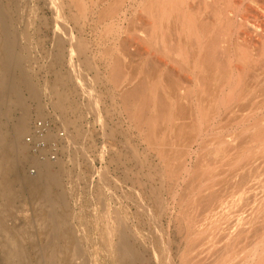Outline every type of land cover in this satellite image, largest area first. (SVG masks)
<instances>
[{"label":"rangeland","instance_id":"374dc122","mask_svg":"<svg viewBox=\"0 0 264 264\" xmlns=\"http://www.w3.org/2000/svg\"><path fill=\"white\" fill-rule=\"evenodd\" d=\"M20 1L22 10L25 11L21 12L25 16L23 21L18 22V53L27 64H24L27 74L33 76L28 74L31 81L37 85L38 91L41 89V102L31 100L28 91L23 90L22 97L31 111V119L28 130L14 136L20 146L26 147L19 156H12V161L24 159V165L20 166L18 172L22 178L36 175L42 168L38 167L42 160L32 154L26 142L33 122L41 118L53 122L50 134L53 140L58 138L57 127L63 125L66 129L70 143L61 148L56 159L50 161L55 163L54 169H59V165L64 164L60 165L61 176L63 175L62 190L64 194L67 193L69 204L61 212L67 216L66 219L74 232L77 231L76 238L79 240L81 251L83 250L80 260H86L89 264H121V258L108 246L111 237L109 230L115 224L116 215L121 214L126 220L129 242L134 246L138 257L136 264H264V76L257 74L256 70V63L259 64L260 59L264 57V34L259 29L255 31L252 26L246 29L247 32L243 29L234 31L237 28H232V39L238 41L231 40V43H239L238 46L230 43L229 47L222 41L227 39L225 33H228V30L219 24L223 10L229 4V8L233 10L241 0L186 1L185 7L189 15L187 20L189 22L192 19L190 22L198 25L197 34L202 37L204 43L206 42L204 49L207 50L201 51L205 57L197 50L196 41L192 40V30L190 33L187 29L177 40L176 32L171 35L172 32L167 29L166 35L162 32L166 29L160 30L164 23L160 25L159 19H156L159 28L157 26L154 31L150 29L154 18L152 19L144 8L149 4V0ZM243 3L237 8L239 13L251 10L248 18L251 22L264 20L260 10L248 7L247 2L245 5ZM28 14L33 15L32 18H28ZM215 14L219 16L216 18ZM21 23H24V26ZM229 23L235 24L231 21ZM146 29L151 30L149 33L152 36H159L155 37L159 40L157 43H154V37L153 42L148 41V33H143L147 32ZM136 30H139L138 33ZM133 31L145 40L141 42L140 38V43L132 45L131 48L129 46ZM203 35L207 36L204 38ZM208 37L210 42L207 41ZM173 38L177 43H174ZM216 38L217 40H214ZM235 46L238 47L237 50ZM222 47H228L235 60L238 58L235 57L236 51L243 52L237 54L241 55V60L238 58L236 61L240 60L237 63H240L239 72L242 74L238 72L241 80L237 78L234 82H239L235 86L239 89L232 91L234 95L230 96L229 109H224L222 104L216 105L214 93H211L221 75L216 65L228 64ZM177 48L180 52L176 51ZM175 51L181 54V57L177 56ZM191 53L194 56L196 54V58H193ZM198 61L212 65L203 67L210 70L209 73L206 70L200 72V67H197L199 70H193ZM77 66L86 76L85 80L91 84L88 87L91 92L86 93L76 81L74 71ZM196 73L198 78L205 81L204 85H207L202 87L208 88L209 91L195 90ZM236 73L235 71V76ZM217 75L218 78L215 77ZM136 84L142 87L143 91L140 93L144 98L135 100L136 107H130L122 96L124 97L128 88H133ZM190 86L195 90L192 93L194 96H190H200L196 97L201 99V111L190 108L187 101L189 97L184 98ZM244 87L248 88L249 94L246 89V94L240 91H244ZM50 89L54 91L52 95ZM56 92L62 93L68 105L63 112L54 106L57 101ZM39 102L44 105L41 118L38 116ZM139 105L142 107L141 112ZM15 107L10 115L2 119L8 130L17 122V114H21V106L16 110ZM191 120L196 121L193 123ZM66 121L68 124L64 125ZM252 136H256V139H252ZM224 142H233L235 147L233 144L232 146L236 150L245 145L242 146L245 150L241 148V152L239 151L241 154L235 151L239 157L243 155L240 161L235 163L236 157H233L232 150L223 151L227 147ZM220 150L222 155H219ZM217 152L220 157L215 156ZM224 152L227 155H224ZM228 152H231L232 160L229 158L231 156L226 159ZM26 156L30 158L25 159ZM217 158L218 161H221V158L225 161L218 162ZM246 158L251 160L249 166L246 164ZM242 178L244 184L240 182ZM19 186L16 185L15 189L18 196L6 211L8 217L3 221L7 228L12 230L13 241L15 238L14 242L21 248L25 249L27 245L29 247L30 242L31 246L37 244V247L34 245V248H29L28 260L35 264L40 257L38 248L45 245V239L37 232L36 226L34 229L28 228L29 224L33 226L37 222V202L34 200L32 203V197L27 192L20 191ZM209 193H215L220 201L218 203L221 207L217 203L213 211H219L218 218H212L207 211L209 205L199 201L202 196L209 197ZM0 202L1 209L4 204L1 197ZM27 228L36 234V242H33V239L31 241V238L27 239L24 231L28 230ZM115 230L114 227L113 233L117 235ZM240 230L242 233L238 236L236 232ZM6 242V236L0 228V264H26L25 258H21V261L18 256H15L12 262L5 259ZM80 260L78 259V262Z\"/></svg>","mask_w":264,"mask_h":264},{"label":"bare ground","instance_id":"6f19581e","mask_svg":"<svg viewBox=\"0 0 264 264\" xmlns=\"http://www.w3.org/2000/svg\"><path fill=\"white\" fill-rule=\"evenodd\" d=\"M187 0H153L152 2L149 0V4L147 5V7L144 6L145 10L147 11L148 15L153 19L154 18V22H152L153 24H151V30L154 31V29L158 26L157 24L160 22V25L161 23L164 25H161L160 27V30L163 28V29H166V30H162V32H164L165 34L167 32V29L170 30V33L171 35H174V32L177 33V40L180 39V36L181 34H185V31L187 29L190 30V33H191V30H192V33H193V38L192 40L196 41V48L197 50H199L200 54H201V51L204 49V46H206V42L204 43V41L201 39L202 37H199V35L197 34V28H198V25H195L194 23L190 22L192 21V19L188 22L187 20V17L189 18V15H188V11H187V8L185 7L187 2ZM231 1V0H230ZM229 1V2H230ZM244 1H246L248 4L247 6L250 7V8H256L257 11H261L263 13L262 16H264V0H241L239 2L236 3V8H234L233 10L230 9L229 5L228 7H226L225 10H223L222 12V15L223 17L221 18V22H220V17H219V24H221V27H223L225 30H228L227 32L228 33H225V35H227L228 37H226L227 39L225 40H222L223 42H226L227 43V46H229L228 44L231 43V40H237V39H232V36L231 34H233L230 29L232 28H237L236 30L234 31H237V30H245L252 26L255 28V31L257 29H259V31L261 30L264 34V20L262 19L261 21H254V22H251L250 19H248L250 17L249 15V11H246L244 12V10L242 11L243 13H239V11H237L238 9L237 8H240L241 5ZM21 1L20 0H0V70L2 71V73H0V194H1V199L4 200V204L2 206V208L0 209V217H1V221H0V228H1V232L6 236V239H7V242L6 244L4 245V250H5V259L9 262H12L14 259H15V256H18L17 258L21 259V258H25L24 260L27 261L24 263L26 264H32L30 263V261L28 260L30 258V247H33L34 245H36L37 247V244H32L31 246V242H30V245L29 247H25V249L21 248L18 244H16L14 241H15V238H14V241H13V237L11 238L12 236V230L8 229L5 222L3 221L5 218H7V213L6 211H8V208L11 207V205H13L14 203V199L15 197H17V191L15 190L16 189V185L18 187V184L20 185L19 188L21 189L20 191H25L27 192L30 197H32L33 201L32 203L34 202V200L37 202L36 206L38 207V218H37V222H35V224L32 226L31 224H29L28 228L32 227V229H34L33 227L36 226L37 228V232L44 237L45 239V245H41V247H39L38 245V251H39V254H40V257L39 259L37 260V262L35 264H89L88 261L86 260H80V258L82 257V251H81V248L78 244V241H77V238H76V232H74V230L72 229L68 219H66L67 216H64L61 212V210L63 208H65L69 203L67 200V196L66 194H64V191L62 189V172L60 170V168L62 166V164L59 165V169H54V162L52 161H49V160H44V161H41L39 162L38 164V167L42 166V168H40V171L30 177V178H27V176L24 178L21 177L20 174H18L19 172V168L20 166H22V164L24 165V159H14L12 161V156H19L20 153L25 149V147L22 145L20 146L14 136L19 133V132H23V131H26L28 130L29 128V121L31 119V111L29 110V108L26 107V104H25V101L24 98L22 97V92L23 90L25 89L26 91H28V94L29 96L31 97V100H35V101H40L41 99V96L39 95V91L41 90H37L36 88V84H34L32 81H31V76L29 73V75L31 76H28L27 74V68H25V64L26 62L23 60L22 58V55L18 53V50L20 49V41H19V35H20V31L18 30V22H21L23 21V14L22 12L24 13L25 11L22 10V5L20 3ZM246 2H244L246 4ZM148 3V2H147ZM214 3V2H212ZM234 5H235V2H233ZM243 3V4H244ZM215 4V3H214ZM214 4H210V5H214ZM226 4V3H225ZM244 4V5H245ZM224 5V4H223ZM227 5V4H226ZM225 5V6H226ZM238 5V7H237ZM207 6V5H206ZM215 6V5H214ZM243 6V5H242ZM232 7V5H231ZM213 8V7H212ZM221 8V7H219ZM245 8V7H244ZM247 8V7H246ZM24 9V8H23ZM32 9V8H31ZM249 9V8H248ZM22 10V12H21ZM32 11V10H31ZM34 11V9H33ZM217 12V11H216ZM33 13V12H31ZM215 13V12H214ZM221 13V11H220ZM252 13V12H251ZM26 14V13H25ZM30 14V13H29ZM28 14V15H29ZM33 15H29L28 18ZM214 16H219L218 14H215ZM252 17V16H251ZM26 18V17H25ZM137 19V18H135ZM159 19L160 21L157 23V20ZM257 19V18H256ZM20 20V21H19ZM29 20V19H28ZM198 20V19H197ZM252 20V19H251ZM255 20V18L253 19ZM135 21V20H134ZM209 21V20H208ZM229 21H231L232 23H235V24H231L229 23ZM26 22V20H25ZM31 22V21H30ZM29 22V23H30ZM138 22V21H137ZM167 24H166V23ZM27 23V22H26ZM196 23V22H195ZM206 23V22H205ZM209 23V22H208ZM230 25H229V24ZM23 24L24 26V23H21ZM135 24V22H134ZM166 24V25H165ZM217 24V23H216ZM133 25V24H132ZM135 25H137L138 27V24L136 23ZM202 25V24H201ZM209 25V24H208ZM218 25V24H217ZM28 26V25H26ZM25 26V27H26ZM164 26V27H162ZM204 26H207L204 24ZM219 26V25H218ZM21 27V26H20ZM24 27V28H25ZM201 27V26H200ZM214 27V25H213ZM216 27V26H215ZM27 28V27H26ZM25 28V29H26ZM136 28V27H135ZM145 28V27H143ZM159 28V26H158ZM157 28V29H158ZM203 28V27H202ZM208 28H210L208 26ZM22 29V28H21ZM142 29V28H141ZM148 29V28H147ZM146 29V31H147ZM149 29V31L147 32H143L144 30H141L143 33H148V41H151L153 42L152 39H154L156 36H152L149 32H151V30ZM156 29V30H157ZM253 29V28H252ZM131 30V29H130ZM155 30V32H156ZM159 30V32L161 33V31ZM210 30V29H209ZM212 30V29H211ZM220 30V28H219ZM222 30V29H221ZM137 31V30H136ZM136 31H133V34L131 35V44L129 47L132 48V45L135 46V44H138V42L142 39L139 38V34H136L135 32ZM139 31V30H138ZM137 31V33H138ZM152 31V34H154ZM242 31V30H241ZM239 31V32H241ZM254 31V32H255ZM258 31V30H257ZM158 32V31H157ZM203 32V30H202ZM244 32V31H243ZM250 32V31H249ZM261 32V33H262ZM141 33V32H139ZM164 33H162V35H164ZM208 33V32H207ZM211 33V31L209 32ZM213 33V31H212ZM216 33V32H215ZM259 33V32H258ZM257 33V34H258ZM259 33V34H261ZM169 34V35H170ZM188 34V33H187ZM201 34V33H200ZM203 34V33H202ZM219 34V33H218ZM235 34V33H234ZM237 34V32H236ZM242 34V33H241ZM259 34H258V37H259ZM160 37H161V34H159ZM167 35V34H166ZM189 35V34H188ZM224 35V36H225ZM192 36V35H191ZM207 36V35H206ZM205 36V37H206ZM213 36V35H212ZM210 36V37H212ZM216 36V35H215ZM257 36V35H256ZM263 38H264V35H262ZM261 36V37H262ZM154 37V38H153ZM159 37V36H157ZM156 37V38H157ZM165 37V36H164ZM167 37V36H166ZM189 37V36H188ZM204 37V35H203ZM204 37V38H205ZM208 37V42L209 41V38ZM239 37V36H238ZM260 39H263L261 38ZM146 38V37H144ZM154 39L156 40V42L154 43H157L159 40L157 39ZM169 38V36H168ZM167 38V39H168ZM184 38V37H183ZM221 38V37H220ZM220 38L218 40H220ZM231 38V39H230ZM243 38V37H242ZM162 39L164 40L163 36H162ZM166 39V38H165ZM145 40V39H144ZM143 39L141 40L144 41ZM172 40V39H171ZM170 40V41H171ZM188 40V39H187ZM205 40V39H204ZM213 40V38H211V41ZM214 40H217L214 39ZM246 40V39H245ZM257 40V39H255ZM60 41V39H59ZM173 41H175L174 43H177L176 40L173 38ZM189 41V40H188ZM206 41V40H205ZM238 41V40H237ZM160 42H162V40L160 39ZM167 42V41H165ZM220 42V41H218ZM236 42V41H233V43ZM242 42V40L240 41V43ZM257 42V41H256ZM264 42V41H262ZM140 43V42H139ZM179 43V42H178ZM192 43V41H191ZM215 43V41H214ZM231 43L232 45H237L238 46V43L237 44H233ZM129 44V43H128ZM182 44V42H181ZM189 44V43H188ZM204 44V45H203ZM212 44V43H211ZM223 44V43H221ZM225 44V43H224ZM126 45V44H124ZM178 45V44H177ZM194 45V46H195ZM252 45V44H251ZM264 45V44H263ZM262 45V46H263ZM123 46V44H122ZM127 46V45H126ZM165 46V45H164ZM191 46V45H190ZM193 46V47H194ZM215 46V45H214ZM235 46V47H237ZM158 47V46H157ZM162 47V46H161ZM183 47V46H182ZM225 47V45H224ZM230 47V46H229ZM264 47V46H263ZM173 48V47H172ZM180 49V46L178 47ZM177 48L176 51H179ZM216 48V47H215ZM240 46H239V50H240ZM175 49V48H174ZM187 49V48H186ZM195 49V48H194ZM223 49V47H222ZM229 49L228 47L227 48H224V57L226 60H228V64L225 63V65H215L217 66L216 68H218V70L220 71L221 75H220V78L216 80V78L219 77V75L215 76L216 78L213 79L214 83H215V80H216V85H214V88L211 89V93H214V98H215V103L216 105L221 106V104L225 107H223L224 109H229L230 108V102L229 99H230V96L231 95H234L232 94V91H234V89H239V88H235V86H237L236 84L239 83L237 82L236 84L234 83L235 80L240 79L241 75L239 76V70L241 69V67L238 65L237 62H239L241 60V51L237 52L236 50L238 49V47L236 48V55L235 57L237 56L240 60L239 61H236L238 60V58L235 60L233 59V55L231 54L232 52H230V49L229 51L227 50ZM173 50V49H172ZM182 50V49H181ZM185 50V49H184ZM183 50V51H184ZM205 50V49H204ZM207 50V49H206ZM205 50V51H206ZM222 50V51H223ZM175 51V52H176ZM211 51V50H210ZM174 52V53H175ZM180 52V51H179ZM192 52V51H191ZM203 52V51H202ZM214 52V50H213ZM167 53V52H166ZM173 53V52H172ZM221 53V52H220ZM238 53L239 56L237 55ZM258 53V52H257ZM262 53V52H260ZM136 54V53H135ZM170 54V53H169ZM177 56L181 57V54H178V52H176ZM176 54L173 56L175 57ZM192 54V53H191ZM203 54V53H202ZM201 54V55H202ZM207 54V52H206ZM245 54V53H244ZM193 55V54H192ZM199 55V54H198ZM208 56H210V54H207ZM257 55V54H256ZM262 55V54H260ZM176 56V57H177ZM186 56V55H185ZM196 56V54H195ZM194 55H193V58H196ZM202 56H206L205 54H203ZM201 56V57H202ZM263 56V55H262ZM24 57V56H23ZM134 57V56H133ZM200 57V55H199ZM198 57V58H199ZM200 57V58H201ZM25 58V57H24ZM60 59V56L58 57ZM192 58V57H191ZM189 58V59H191ZM203 58V57H202ZM208 58V57H207ZM210 58V57H209ZM243 58V57H242ZM246 58V57H245ZM214 59V58H213ZM256 59V58H255ZM27 60V59H26ZM201 60V59H200ZM234 60L236 61V63H234ZM261 61H259V64H257V67H256V70H257V74L259 75H263L264 76V57L262 59H260ZM2 61V62H1ZM16 61V62H14ZM190 61V60H189ZM197 61V60H196ZM202 61V60H201ZM209 61V60H208ZM25 62V63H24ZM181 62V61H180ZM207 62V61H206ZM205 62V63H206ZM244 62V61H243ZM211 63V62H210ZM25 64V65H24ZM190 64V62L188 63ZM187 64V65H188ZM194 64V63H193ZM179 65V64H178ZM185 65V64H184ZM192 65V64H191ZM30 66V65H29ZM180 66L182 67V63L180 64ZM211 67L212 65L209 64L207 62V64H204L203 62H196L194 67L195 69H193L194 71L196 70H199L197 69V67L199 68L200 67V72L203 73V71L205 72L208 71L207 69H204L203 67ZM185 67V66H184ZM188 68V67H187ZM206 68V67H205ZM215 67H213V70H214ZM244 68V67H243ZM212 70V72H213ZM243 70V69H242ZM0 71V72H1ZM188 71V70H187ZM193 71V72H194ZM210 71V70H209ZM208 71V73H209ZM235 71L237 72L236 76H235ZM190 72V71H188ZM217 72V71H216ZM239 72V73H238ZM243 72V71H241ZM255 72V71H254ZM191 73V72H190ZM202 73H200L202 75ZM207 73V72H206ZM219 73V74H220ZM74 74H75V77H76V81H78V84H80L87 92H91L90 89H88L89 86H91V84L89 83V81H87V79L85 80L86 76L83 75V72L82 70L80 69L79 66H77L75 68V71H74ZM173 74V73H172ZM199 74V73H198ZM214 74V73H212ZM217 74V73H216ZM242 74V73H240ZM255 74V73H254ZM175 75V73H174ZM197 75V73L195 74ZM209 75V74H208ZM210 75H211V72H210ZM209 75V76H210ZM256 75V74H255ZM85 76V78H84ZM208 76V77H209ZM30 77V78H29ZM74 77V76H73ZM74 77V78H75ZM173 77V76H172ZM200 77V76H199ZM205 77V76H204ZM214 77V75H213ZM257 77V76H256ZM260 77V76H259ZM258 77V78H259ZM262 78V76L260 77ZM145 79V78H144ZM147 79V78H146ZM205 79V78H204ZM257 79V78H256ZM58 80H61V79H58ZM241 80V79H240ZM259 80H263V79H259ZM88 83H87V82ZM132 81V80H131ZM212 81V82H213ZM239 81V80H238ZM91 82V81H90ZM145 82V81H144ZM149 82V81H148ZM194 84L196 86V89H198V91H201V92H204L203 91V87L202 86H206L207 85H204L203 82H205L202 78H198V75L197 77H195V80H194ZM92 83V82H91ZM129 83V82H128ZM203 83V84H202ZM209 83V82H207ZM241 83V82H240ZM260 83V81H259ZM90 84V85H89ZM176 84V83H175ZM211 84V82L209 83ZM137 85V84H136ZM178 85V84H176ZM234 85V86H233ZM46 86V85H44ZM171 86V85H170ZM169 86V87H170ZM213 86V85H212ZM247 86V85H245ZM42 87V86H40ZM50 87V86H49ZM48 87V88H49ZM56 87V86H55ZM179 87V86H178ZM188 87V86H187ZM44 88V87H43ZM56 88H59V87H56ZM128 88V87H126ZM142 87H140V85L138 86H135L133 88H128V91L124 94V97L122 96V98H124V102H130V105L127 104V106H134L136 107V101L137 99H141V98H144L143 95H141L140 91H143L141 90ZM156 88V87H155ZM164 88V87H163ZM39 89V88H38ZM175 88H173L174 90ZM187 89V88H186ZM200 89V90H199ZM206 90H208V88H205ZM204 89V90H205ZM241 89V88H240ZM244 91L240 90L241 92H244L247 90L248 92V88H243ZM246 89V90H245ZM44 90V89H42ZM53 90V88H52ZM55 90V89H54ZM57 90V89H56ZM124 90V89H123ZM159 90V89H158ZM164 90V89H163ZM178 90V89H177ZM193 86H190V88H188V93L185 94L184 98L185 97H189L187 99L188 101V105L190 108H193V110L195 109H201V104L199 103V101L201 99H198V97L196 96H199V94H197L195 97H191L190 95H193L192 93L195 91ZM205 90V91H206ZM47 91V90H45ZM51 91V89H50ZM59 91V90H58ZM125 91V90H124ZM156 91V89H155ZM187 91V90H186ZM209 91V90H208ZM238 91V90H236ZM239 91V92H240ZM43 93V91H41ZM52 92L54 91H51V95H52ZM169 92V91H168ZM200 92V93H201ZM246 92V93H247ZM41 93V94H42ZM164 93V92H163ZM196 93V92H195ZM199 93V92H197ZM236 94V92H234ZM238 93V92H237ZM245 93V94H246ZM54 94V93H53ZM243 94V93H242ZM249 94V92H248ZM24 95V94H23ZM189 95V96H188ZM201 95V94H200ZM205 95V93H204ZM240 95V94H239ZM244 95V94H243ZM143 96V97H142ZM194 96V95H193ZM56 97H57V101L56 103L54 104V106L56 108H59L62 110H66L67 108V104L65 102V99H63V95L62 93L60 92H56ZM148 97V96H147ZM200 97V96H199ZM212 97V96H211ZM233 97V96H232ZM92 97L90 96L89 99H91ZM195 98V99H194ZM212 99V98H211ZM136 100V101H135ZM233 100V99H231ZM90 101V100H89ZM94 101V100H93ZM186 101V103H187ZM211 101V100H210ZM209 101V102H210ZM41 102V101H40ZM38 103L39 105V117H43L42 115V112H41V109H42V106L44 107V105H42L41 103ZM125 102V103H126ZM139 102V101H138ZM137 102V103H138ZM214 102V100H213ZM135 104V105H134ZM140 104V103H139ZM171 104V103H170ZM204 104V103H203ZM16 105H19L21 106L20 108H22V110L20 111V109H18V111L21 112L20 115L17 114V116H19V118L17 117V122L16 123H13V127L12 129L9 128V130L6 128L5 124L3 123L2 119L4 120L5 117H7L8 115H10V113L12 112V109L16 106ZM187 105V106H188ZM19 106H16L15 107V110L17 107ZM148 106V105H147ZM214 106V104H213ZM126 107V106H125ZM129 107V108H130ZM133 107V108H134ZM139 110L142 108L140 105L138 106ZM141 107V108H140ZM170 107V105H169ZM211 107H212V103H211ZM195 108V109H194ZM218 108V107H217ZM232 108V107H231ZM234 108V107H233ZM215 109V108H214ZM213 109V110H214ZM43 110V109H42ZM192 110V111H193ZM222 110V109H221ZM232 110V109H230ZM60 111V110H59ZM201 111V110H200ZM215 111V110H214ZM226 111V110H224ZM16 112V111H15ZM14 112V113H15ZM135 113V111H132ZM141 112V110H140ZM144 111H142V114ZM199 112V111H197ZM195 113V112H194ZM203 113V112H202ZM229 113V112H228ZM16 114V113H15ZM64 114V113H63ZM133 114V113H132ZM136 114V113H135ZM138 117V116H136ZM143 117V116H142ZM193 117V116H192ZM202 117V116H201ZM137 119V118H136ZM196 119V118H195ZM66 120V119H64ZM141 120V119H140ZM143 121V120H142ZM192 121V120H191ZM196 121V120H195ZM195 121H192L193 123ZM5 122V121H4ZM141 122V121H139ZM62 123H63V120H62ZM66 122H64V125H65ZM8 124V123H7ZM6 124V125H7ZM68 124V123H67ZM139 126V125H138ZM9 127V126H7ZM260 136H262L260 134ZM52 137V136H51ZM255 138L256 139V136H252V139ZM259 138V137H257ZM250 139V138H249ZM237 140V139H236ZM244 140V139H243ZM233 141V140H232ZM239 141V140H238ZM241 141V140H240ZM245 141V140H244ZM252 141V140H251ZM237 143V142H236ZM240 143V142H239ZM162 144V143H161ZM167 144V143H165ZM222 144V143H221ZM223 144H225L224 146L226 147V144H227V147H226V150H223V151H230L232 150L231 152L233 157H236L235 159V163H237L238 161H240V158L237 153L242 150L241 148H243L242 146H245L244 144L241 146V148L239 150H236V148L234 149L235 145L234 143L232 142L233 146L231 143H226L224 142ZM247 144V142H246ZM250 144V143H248ZM163 145V144H162ZM178 143H176V147H177ZM180 145V143H179ZM182 145V144H181ZM264 145V143H263ZM173 146V145H172ZM248 146V145H246ZM238 147V145H237ZM65 148V147H63ZM161 149V148H160ZM179 149V148H178ZM222 149V148H221ZM224 149V147H223ZM234 149V151H233ZM246 149H248L246 147ZM216 151V149H214ZM245 149L243 148V151ZM189 152V150H186V152ZM219 152V150H217ZM235 151H237V153H235ZM185 152V155L187 154ZM214 152V151H213ZM218 152L215 154V156H217ZM231 152H228L229 155L227 156L226 159L231 158V160L233 159L232 158V155H231ZM241 152V151H240ZM239 152V154H241ZM24 153V152H23ZM22 153V154H23ZM184 153V151H183ZM212 153V152H211ZM215 153V152H214ZM213 153V154H214ZM234 153L236 155H234ZM254 153V152H253ZM251 153V154H253ZM166 154V152H165ZM221 154V150H220V153L219 155ZM224 155L226 154L225 152L223 153ZM183 155V154H182ZM217 156V157H220V156ZM222 155V154H221ZM227 155V154H226ZM254 155V154H253ZM214 156V155H213ZM245 156V154H244ZM250 157H252V155H247ZM28 157L30 158V156H26L25 159H28ZM224 157V156H223ZM222 157V158H223ZM14 158V157H13ZM186 158V157H185ZM221 158V161H223ZM249 158H246V164L247 166H249L251 160ZM253 159V158H251ZM182 160V159H181ZM205 160V159H204ZM203 160V161H204ZM230 160V161H231ZM186 161V160H185ZM217 161H218V158H217ZM220 160L218 162H221ZM225 161V160H224ZM223 161V162H224ZM37 162V161H36ZM202 162V161H201ZM233 162V161H232ZM35 163V162H34ZM60 163V162H59ZM57 163V164H59ZM203 163V162H202ZM222 163V162H221ZM36 164V163H35ZM185 164V162H184ZM183 164V165H184ZM217 164V163H215ZM220 164V163H218ZM217 164V165H218ZM245 164V165H246ZM64 165V164H63ZM182 165V166H183ZM208 165V164H207ZM206 165V166H207ZM205 166V167H206ZM24 167V166H23ZM187 167V166H186ZM185 168V167H184ZM207 168V167H206ZM64 169V167H63ZM23 170V169H22ZM186 170H188V168H186ZM208 170V169H207ZM24 171V170H23ZM22 171V172H23ZM63 171V170H62ZM21 172V171H20ZM212 172V171H211ZM68 173V171H67ZM208 173V172H207ZM22 174H25V173H22ZM65 176V175H64ZM218 176V175H217ZM221 176V175H220ZM221 178V177H219ZM214 179V178H213ZM243 179V178H242ZM216 180V179H215ZM239 181V180H238ZM243 180H241L240 182H243ZM18 182V184H16ZM239 184V183H238ZM244 184V182H243ZM237 185V184H235ZM241 185V184H239ZM242 190V189H241ZM213 192V190H212ZM215 192V191H214ZM21 193V192H20ZM23 193V192H22ZM243 193V192H242ZM215 194V193H214ZM210 194L209 193V197H204L202 196V198L199 200V201H203L204 203H206L208 207L207 211H209V214H211L212 218H214L216 216L217 217V213L219 211H217L215 209V211H217V213H214V208L216 207L217 203L220 202L218 200V196L216 197V194ZM242 195V194H240ZM67 197V198H66ZM243 196H241V199H242ZM240 199V198H239ZM30 201V199H29ZM242 201V200H240ZM16 202V201H15ZM264 202V201H262ZM1 203V202H0ZM3 203V202H2ZM30 203V202H29ZM216 204V205H215ZM2 205V204H1ZM219 207L220 206V203H218ZM264 205V204H263ZM218 207V208H219ZM36 210V209H35ZM213 212V213H211ZM196 213V212H195ZM221 213V211H220ZM216 214V215H215ZM220 214H218L219 216ZM32 216V215H31ZM37 216V215H36ZM197 215H195L196 217ZM214 216V217H213ZM198 219V218H197ZM73 226V225H72ZM21 227V226H20ZM114 227L116 228V232H117V235L116 233H113V230H114ZM27 228V229H28ZM75 228V227H74ZM245 228V227H244ZM243 229V228H242ZM77 230V229H76ZM26 235L28 236L27 239H30L31 238V241L33 239V242H36V238L35 235L33 232H30V229L28 230H24ZM36 231V230H35ZM242 233V231H237L236 234L239 236L240 234ZM109 236H111L108 240V246L109 248L119 257L121 258V264H136V261L138 260V257H137V254H136V251H135V248L134 246L129 242V231H128V228H127V224H126V220L123 218V216L121 214H117L116 217H115V224L110 228L109 230ZM232 236V235H231ZM230 236V237H231ZM33 237V238H32ZM235 237V236H233ZM19 238V237H18ZM21 238V237H20ZM23 238V237H22ZM38 239V238H37ZM23 241V240H22ZM14 242V243H13ZM23 244V243H22ZM21 244V245H22ZM43 244V243H42ZM81 244V243H80ZM24 245V244H23ZM34 248V247H33ZM83 248V247H82ZM18 254V255H17ZM84 254V253H83ZM84 257V256H83ZM86 257V256H85ZM23 259H21V261H23ZM78 259L80 260L78 262ZM84 259V258H83ZM88 259V258H86ZM89 260V259H88ZM20 262V261H19ZM262 263V262H261Z\"/></svg>","mask_w":264,"mask_h":264},{"label":"built area","instance_id":"2783aa9c","mask_svg":"<svg viewBox=\"0 0 264 264\" xmlns=\"http://www.w3.org/2000/svg\"><path fill=\"white\" fill-rule=\"evenodd\" d=\"M53 122L47 118L37 119L33 122L30 132L26 137V142L30 146L32 154L39 160L56 159L63 146L70 143L69 135L62 126L57 127L58 138H50ZM69 146V145H68ZM32 168V173L35 172Z\"/></svg>","mask_w":264,"mask_h":264}]
</instances>
